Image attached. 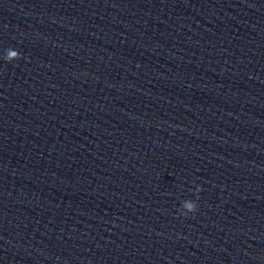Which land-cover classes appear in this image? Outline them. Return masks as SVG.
Returning a JSON list of instances; mask_svg holds the SVG:
<instances>
[{
	"label": "clouds",
	"instance_id": "clouds-1",
	"mask_svg": "<svg viewBox=\"0 0 264 264\" xmlns=\"http://www.w3.org/2000/svg\"><path fill=\"white\" fill-rule=\"evenodd\" d=\"M18 53L15 51H9L8 54V59L12 60L15 59L17 57ZM185 207L190 211V212H195V206L191 203H186Z\"/></svg>",
	"mask_w": 264,
	"mask_h": 264
}]
</instances>
